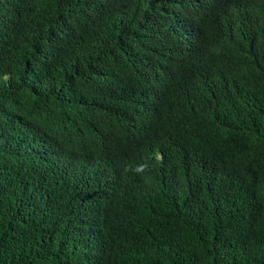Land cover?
Returning a JSON list of instances; mask_svg holds the SVG:
<instances>
[{
    "label": "trees",
    "instance_id": "obj_1",
    "mask_svg": "<svg viewBox=\"0 0 264 264\" xmlns=\"http://www.w3.org/2000/svg\"><path fill=\"white\" fill-rule=\"evenodd\" d=\"M0 264H264V0H0Z\"/></svg>",
    "mask_w": 264,
    "mask_h": 264
},
{
    "label": "clouds",
    "instance_id": "obj_2",
    "mask_svg": "<svg viewBox=\"0 0 264 264\" xmlns=\"http://www.w3.org/2000/svg\"><path fill=\"white\" fill-rule=\"evenodd\" d=\"M142 167H143V166H141V167L137 168V171H140Z\"/></svg>",
    "mask_w": 264,
    "mask_h": 264
}]
</instances>
